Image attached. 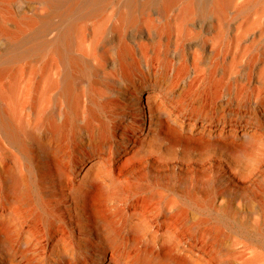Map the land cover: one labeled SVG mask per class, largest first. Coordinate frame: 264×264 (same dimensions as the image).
I'll list each match as a JSON object with an SVG mask.
<instances>
[{"label":"rangeland","instance_id":"obj_1","mask_svg":"<svg viewBox=\"0 0 264 264\" xmlns=\"http://www.w3.org/2000/svg\"><path fill=\"white\" fill-rule=\"evenodd\" d=\"M214 1L181 0L167 13H160L158 6H151L145 12L136 13L140 32L124 37L129 53L118 63L123 78L128 63H133L135 81L147 78L164 84L171 82L172 87L176 85L177 95L164 100L162 106L163 118L169 126L200 113L213 118L225 113L237 120L240 110L246 108L264 117V0H232L219 10L212 8ZM124 2L106 0L101 12L85 20L81 43L77 40L73 45V53L88 61L87 77L82 85L86 93L81 104L84 109L93 111L94 116L90 119V132L84 133L86 139L82 143L71 141L63 146L69 158L91 156L104 124L117 139L131 136L133 126L140 124V116L135 123L132 116L126 115L129 109L123 95L114 93L124 82H120L115 64L109 62L95 72L102 55L110 61L115 59L118 43L115 31L106 36L102 46L93 50L96 25L100 22L118 24L119 12L125 9ZM190 8L193 13H188ZM47 10L41 0H10L6 6L0 3V25L12 35L8 40L6 33L0 30L1 61L10 55L5 49L9 43L19 47L34 37H52L62 18L52 16L50 27L43 31L37 17L45 15ZM70 18L65 16V20ZM28 60L20 56L13 64L25 68ZM55 72L50 69L51 74ZM110 77L119 78L120 83L108 80ZM12 80L7 73L2 82L8 84ZM206 84H209L208 89L204 88ZM44 86L45 79H42L37 95ZM24 105L25 113L30 118L36 117L37 104L27 98ZM84 119L82 115L81 121ZM155 127L153 123L150 131ZM139 134L131 137L146 142V151L125 163H114L113 174L120 190L102 201L104 214L112 225L120 228L122 241L127 240L132 230L138 231L137 239L116 251L125 263L143 264L139 254L145 245H151L173 248L188 264H264V144L260 146L259 168L255 167L257 163L252 165L254 173L244 180L231 173L229 178L234 180L231 184L227 179L229 155L221 148L212 144L199 147L195 142L172 143L167 131L160 140H150L149 136L144 140L141 139L143 133ZM0 142L7 154L15 152L2 135ZM110 146L108 141L101 156L105 173L113 171L109 167L112 163ZM10 156L6 166L0 165V177L6 167L13 166ZM89 160L94 161L89 157L86 162ZM67 172L64 170L63 177L68 176ZM188 194L196 195L205 206L196 207L187 199ZM37 200L43 207L57 211L56 215L64 217L65 221L73 222L64 214L65 207L71 209L72 205L65 202L59 189L51 194H37ZM221 202H225L227 213L217 209L216 204ZM232 205L244 207L245 212L233 215ZM116 209L123 210V221L114 215ZM16 211L14 204L6 201L0 181V219L6 221L13 213L16 227L22 230L16 264H42L41 259L48 254L39 247L31 248L28 240L31 237L38 240L46 223L40 217L32 220L31 214L38 213L35 203ZM197 220L203 222L190 232L189 225Z\"/></svg>","mask_w":264,"mask_h":264},{"label":"bare ground","instance_id":"obj_2","mask_svg":"<svg viewBox=\"0 0 264 264\" xmlns=\"http://www.w3.org/2000/svg\"><path fill=\"white\" fill-rule=\"evenodd\" d=\"M41 1L48 10L45 15L37 17L39 28L46 31L51 25V17L57 15L62 19L56 32L48 39L34 37L19 47L9 43L5 47L10 51L9 57L0 60V135L15 150L13 154H7L0 142V165L6 166L10 155L13 160V166L6 167L0 177L1 190L6 201L14 204L15 211L35 203L38 213H32L31 218L34 220L40 217L46 223V229L38 240L31 237L28 243L34 250L39 247L44 254H48L41 259L42 264H126L116 251L127 242L137 239L138 231L132 230L127 240L122 241L120 228L112 225L113 222L105 216L102 201L120 190L113 174L114 163H125L146 151V142L133 138L142 132L141 139L145 140L149 136L150 140H160L161 135L167 131L172 136V143L184 142L189 145L195 142L197 144L194 145L199 147L207 144L217 146L229 155L230 172L227 179L232 184L234 180L229 178L231 173L244 180L254 173L252 165L257 163L255 167L259 168V156L262 152L260 146L264 144V117L259 112L246 108L240 110L237 120L229 118L225 113L217 118L200 113L188 116L180 124L173 122L176 127L167 125L163 118V101L178 93L176 85L172 87L171 82L164 84L147 78L135 81L132 78L133 63H128L123 78L118 63L125 60L129 53L124 37L128 33L140 32L136 13L145 12L154 5L158 6L160 13H167L181 0H125V9L119 12L118 24L100 22L96 25L92 48L94 50L102 46L106 36L113 35L116 31L118 43L115 59L110 61V58L102 55L95 72L109 62L115 64V70L122 80L120 82H124L121 83L120 90H114V93L123 95L129 109L126 115L132 116L135 123L140 116V124L131 129L133 138L125 136L121 139L110 134L108 126L104 124L99 140L91 149V156L69 158L63 146L71 141L82 143L86 139L84 133L90 132V119L94 116L93 111L84 109L81 104L86 93L82 85L87 77L85 69H88V61L73 53L72 49L77 40L81 43L85 34V20L96 12H101L106 0ZM231 1L215 0L212 8L219 10ZM9 2L10 0H0L4 6ZM188 13H193V8ZM66 15L71 17L70 20H65ZM0 30L6 33L8 40L12 39V35L1 25ZM20 56L29 59L25 68L13 64V60ZM50 69L56 72L51 74ZM7 73L11 74L13 80L4 84L2 79ZM42 79H45V86L37 95ZM108 80L120 83L119 78L110 77ZM208 86L206 84L204 88L208 89ZM27 98L37 104L34 118L25 113L24 101ZM90 98L92 101L95 99L93 95ZM82 115H85L83 121ZM153 123L156 129L151 132ZM108 141L111 142L112 161L109 167L113 171L105 173L101 156ZM89 157L94 160L93 163L90 160L86 162ZM64 170H68L67 177H63ZM57 189L63 194L65 202L72 205L71 209L65 207L64 214L73 219V222L65 221L64 217L57 216V211L55 213L43 207L37 200V194H51ZM187 199L198 208L206 204L193 194H188ZM238 202L243 204L244 201L239 199ZM224 205L225 202H221L216 207L227 213ZM243 208L232 205L230 211L233 215L242 214L245 212ZM114 215L123 221L125 214L123 210L116 209ZM202 222L203 220H197L189 225V231L192 232ZM21 234L22 230L16 227L13 213L9 214L6 221L0 219V264H16ZM139 257L143 264H188L183 256L174 253L173 248L163 249L161 246L156 248L145 245Z\"/></svg>","mask_w":264,"mask_h":264}]
</instances>
